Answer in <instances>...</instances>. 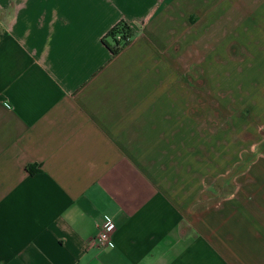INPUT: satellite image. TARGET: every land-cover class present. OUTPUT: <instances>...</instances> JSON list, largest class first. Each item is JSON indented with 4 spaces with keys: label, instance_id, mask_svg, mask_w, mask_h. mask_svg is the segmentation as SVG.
<instances>
[{
    "label": "crops",
    "instance_id": "1",
    "mask_svg": "<svg viewBox=\"0 0 264 264\" xmlns=\"http://www.w3.org/2000/svg\"><path fill=\"white\" fill-rule=\"evenodd\" d=\"M193 5L0 0V264H264V152L236 154L259 129L211 124L201 141ZM212 19L215 60L255 53L231 104L264 133V0ZM104 216L112 245L88 248Z\"/></svg>",
    "mask_w": 264,
    "mask_h": 264
},
{
    "label": "rangeland",
    "instance_id": "2",
    "mask_svg": "<svg viewBox=\"0 0 264 264\" xmlns=\"http://www.w3.org/2000/svg\"><path fill=\"white\" fill-rule=\"evenodd\" d=\"M193 6L194 12L190 16L191 26L196 20L203 21V27L198 30L201 109L210 108L209 114L202 115L204 111H201V141L204 136L205 139L209 138L211 140V124L243 123L247 119L248 125H256L255 127L259 130L247 133V146L239 148L240 150L236 148V154L248 155L249 157L260 156L264 152V133L259 127L261 126L259 124L261 117L256 115L255 107L242 106L239 101L231 104L232 99H235L238 94L235 93L236 90L231 89L232 87L236 86L241 89L249 87L247 85V83L249 84L248 77L244 76L245 68L242 69L240 64L243 60H251L254 63L255 53H246L241 62L237 44L233 46V50L229 53H216V60L213 58L214 53H211V28H213L215 22H222V20L214 21L212 19L213 12L231 11L232 13H238L239 0H194ZM228 63L235 66H228L225 69L224 65ZM208 79L211 82L210 85L206 83ZM208 87L210 90H208ZM245 90L247 91V89ZM240 93L242 97H252V94L244 90ZM208 102L210 107L207 105ZM261 138H263V142L258 140ZM201 151L206 154V145L205 147L201 146ZM238 168L239 164L232 166V170H238ZM236 185L234 184V186ZM211 200L213 201V198Z\"/></svg>",
    "mask_w": 264,
    "mask_h": 264
},
{
    "label": "built area",
    "instance_id": "3",
    "mask_svg": "<svg viewBox=\"0 0 264 264\" xmlns=\"http://www.w3.org/2000/svg\"><path fill=\"white\" fill-rule=\"evenodd\" d=\"M119 39V37H118ZM127 38L126 42H129ZM113 227V220L109 216H104L103 224L99 227L97 234L89 241L88 248H104L112 245L109 231Z\"/></svg>",
    "mask_w": 264,
    "mask_h": 264
},
{
    "label": "trees",
    "instance_id": "4",
    "mask_svg": "<svg viewBox=\"0 0 264 264\" xmlns=\"http://www.w3.org/2000/svg\"><path fill=\"white\" fill-rule=\"evenodd\" d=\"M108 37L112 44L107 45V47L110 49L111 53L115 55L120 49L127 45L128 42H126V40L131 37V33L126 25L119 24L109 32ZM28 170L31 173L33 172L31 167H29Z\"/></svg>",
    "mask_w": 264,
    "mask_h": 264
}]
</instances>
